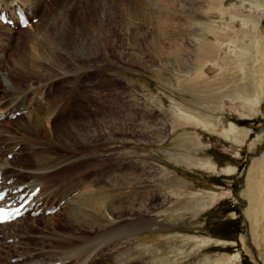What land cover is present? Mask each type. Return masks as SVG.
Returning <instances> with one entry per match:
<instances>
[{
    "label": "rangeland",
    "instance_id": "374dc122",
    "mask_svg": "<svg viewBox=\"0 0 264 264\" xmlns=\"http://www.w3.org/2000/svg\"><path fill=\"white\" fill-rule=\"evenodd\" d=\"M53 1L45 0L47 4ZM188 1L198 12L188 14V42H193V39L198 42L200 37H203L201 40L206 43L214 42L216 38L208 30L217 28L218 40L221 44H225L221 47L218 58L205 59L202 57V52L197 55L199 47L196 45L195 48L192 44L194 52L192 54L188 52L189 67H193L191 74L185 76L177 72L173 75L169 70H165L164 73L167 74L165 76L172 81L170 85L148 69L150 67L153 70L151 67L153 60L147 57H144L140 62L141 65L138 66L129 57L119 62L114 56L106 61V58L100 55L98 61L104 66L102 71L90 72L85 81H71L67 84L56 82L54 87L56 97H54L60 103L59 114L63 124L69 121L86 123L101 117V114L106 118L107 110L103 109V105L97 100H107V98L110 100L109 95H113L114 98L111 99L114 100L118 97L116 94L118 92L123 98V110L129 113L130 109L138 111V104L141 111V114L137 112L138 117L132 119L136 120L135 123L129 119V113L126 115L130 120L127 123L128 127L135 130V126L138 125L140 132L147 134L136 138L116 134L98 143L73 146H56L48 142L46 147L53 158L45 161L44 164L48 162V165L53 167V171L50 169L49 176L52 177L49 180L45 179V185L48 186L42 192L49 195L50 204H53L58 203L65 192L78 186L81 190L86 182L87 186L91 185L93 189L100 186L107 182L110 174L117 175L118 172L117 176H120L118 179L124 182L125 172L132 173L145 161L158 169L167 167L170 169V175L165 181L161 179L159 181V186H162L159 188L166 196V205L153 214L162 222L160 229L141 232L137 234V238H132L128 243L130 249L138 246L139 253L147 248L159 249L153 256L146 257L139 264H264V97L262 96L254 113L249 110L245 100V97H250L257 93L259 88L261 89L264 78L260 72L264 62L258 59L261 50H264V11L254 9L259 6L261 0H255L254 5H251L254 0H243L244 4L241 0ZM239 11L241 16L238 20H234ZM243 17L250 32L254 33L251 20L258 22L259 31L257 35L250 34L251 37L245 38L243 42L250 50V58L247 62L250 69L248 68L247 71L242 95L236 69L239 62L235 59L234 53L242 44L239 31L244 24L241 21ZM34 21L33 19V24H37ZM24 31H16V42L12 46L14 52L22 54V51L29 49L30 45L24 38ZM122 40L125 42L119 45H124L126 53L130 56L134 52V47L127 46L129 40L125 38ZM146 46L150 47V44L140 43L142 50ZM214 62L217 65H214ZM156 68L159 69L157 62ZM201 69L204 77L199 76V71H196ZM4 75L5 78L8 77V73ZM155 98L159 100V106H163V112L159 110L158 117L151 120L148 111L155 107L153 101ZM115 102L119 101L115 100ZM235 109L239 113H235ZM184 113L195 121L211 123L219 119L220 124L215 132H212L203 124L183 121L181 116L186 115ZM19 118L13 124L12 121L4 122L2 128L16 135L17 125L26 122L25 117ZM166 122L168 138L162 144L154 143L159 129ZM148 125H156L159 128L156 131L158 134L155 132L152 135L149 128L148 132H145ZM232 125L237 132L226 137L224 132L232 130ZM241 131L246 133L243 143L236 139ZM148 134L151 136L150 139L147 138ZM196 140L198 143L195 142ZM46 141L48 139H45ZM28 150L29 148L21 150V156L15 159L13 165L22 167L21 169L31 168V171L43 166L42 163L30 162L34 158L35 161L43 158L45 156L43 151L46 152V148L36 147L38 156L36 157L35 153L32 158L27 157ZM168 153H173L174 156H169ZM172 158L174 160L170 161L169 159ZM187 158L190 159L189 166L185 165ZM8 159L10 160L9 156ZM193 162L197 163V166L192 164ZM201 162L211 163L215 171L203 168ZM231 170L235 172L231 173ZM103 174L106 176L101 177ZM28 179L25 177L23 181L27 182ZM113 179L114 183L118 181L116 178ZM98 182L101 184H96ZM139 185L144 187L147 183ZM54 191L56 193H53ZM128 191L129 189H126V192ZM143 191L137 196L132 194L131 198L141 197L140 200H145L148 198L147 192ZM46 194L45 196H48ZM127 195L124 194L125 197H128ZM165 196L162 195L161 198ZM46 199L48 198H44L43 202L47 201ZM203 203L207 205L198 207ZM71 210V208L64 209L62 213L52 215L50 219L49 217L24 219L20 223L2 229L0 247L4 244L7 247L0 252V260L7 263V256L11 254L10 256H26L24 264H46L49 257L59 253L57 251L65 250L68 254L73 253L66 251L68 249L63 245L64 240L95 235L91 229L92 225L87 226L92 224V221L82 215L73 217L70 214ZM132 220V217H126L121 226L130 227L133 224ZM133 227L132 231L135 232V226ZM103 238L100 237L97 241L101 242ZM83 244L84 247L87 246V243ZM79 248L81 247H75L76 252ZM31 256L34 259L31 260ZM74 256L76 261L80 260L77 259L80 254ZM100 256V263L107 264L116 254L107 256L100 254ZM164 258L169 259L165 262ZM156 260L160 261L156 262Z\"/></svg>",
    "mask_w": 264,
    "mask_h": 264
},
{
    "label": "bare ground",
    "instance_id": "6f19581e",
    "mask_svg": "<svg viewBox=\"0 0 264 264\" xmlns=\"http://www.w3.org/2000/svg\"><path fill=\"white\" fill-rule=\"evenodd\" d=\"M241 1L244 4V1ZM255 3L254 0L251 5ZM14 4L24 8L31 21L38 19V22L25 29L26 31L22 30L25 34L24 38L30 46L24 52L20 50L22 51L21 54L12 50V46L16 42L17 30L14 31V29L3 25L0 21V115L23 110L21 116L26 119V122L17 125L16 135L2 128L4 122L10 120L0 121V170L4 172L5 181L15 179V188L25 187L23 193L28 189L41 186L40 198H43L46 194V192H42L48 186L45 185V179H51L52 176H49L50 169L53 171V167H50L48 162L44 164L45 161L53 158L46 147L48 142L56 146H73L84 143H98L102 139L113 137L116 134L135 136V138L147 134L141 133L140 128L137 127L138 125L135 126V130L128 127V121L131 120L135 123L136 120L132 119L136 118L138 111V114H141V111L138 104V111L130 109L129 113L123 110V98L118 92L116 93L118 97L116 96L117 98L114 100L111 99L114 98L113 95H109L111 96L110 100L109 98L107 100H97L103 105L102 108L107 110L106 118H103L104 114H101L100 119L98 117L86 123L78 124L76 121H69V123L63 124L59 114L60 103L56 101L54 93L56 82L61 81L67 84L71 81H85L90 72L102 71L104 66L98 61L101 55L102 58H106V61L114 56L119 62L129 57L138 66L141 65L140 62L144 60V57H147L153 60V62L151 61L153 70L150 67L148 69L167 84L172 85V81L165 76L167 75L164 73L165 70H169L173 75L177 72L185 76L191 74L193 67H189L188 52H191V54L194 52L193 45L195 48L196 45L199 47V54L197 55L202 52V57L214 60L218 58L221 47L225 45L218 40L217 35L219 32L217 28H209L208 30L210 34L215 36L216 41L214 42L206 43L201 40L203 37H200L198 42L194 41L195 39H193L194 43L188 42V14L198 13L195 8L190 6L188 0H54L51 4H47L45 0H0V11H12ZM254 9L264 11V1L261 0L259 6L254 7ZM240 16L241 12L239 11L234 20H238ZM241 21L244 23L239 31L242 44L239 50L234 53V57L239 62L236 69L240 78L241 94L243 95L246 75H248L247 71L250 69L248 67L249 63H247L250 58V50L243 42L250 34L257 35L259 24L255 20L250 21L253 25V33V31L248 30L244 17ZM122 38L129 40V44H127L129 48L134 47V52L130 56L126 53L124 45H119L125 42ZM141 42H147L150 47L146 46L142 50L140 47ZM260 54L258 59L264 62V50H261ZM156 62L159 69L156 68ZM215 64L217 65L216 62H214ZM202 70H196L199 71V73L197 72L199 76H203L204 72ZM260 72L264 76V67H260ZM5 73H8L7 78H5ZM239 86L238 88H240ZM262 96L264 97V78L261 89L259 88L254 95L245 97L252 113L257 111L256 108L260 104ZM115 100L119 102H115ZM153 101L156 105L148 111L151 120H155L156 116L158 117L159 110L163 112V106L158 104L159 100L155 98ZM234 112L239 113L236 109ZM128 113L130 114V120L126 118ZM187 114L181 116L183 121L189 120L194 121L196 124H203L212 132H215L220 124L219 119L211 123L208 121H195ZM19 119L18 117L11 120V124L16 123ZM113 123L118 125L114 126ZM148 128L152 135L159 129L156 125H148L145 132ZM167 130L166 122L159 129V134L156 132L158 137L154 143L162 144L168 138ZM160 131H162L161 134ZM235 132H237L236 128L232 125V130L225 131L224 135L230 137ZM147 138H151L150 134ZM245 138L246 133L244 131H241L238 137L236 136L240 143H243ZM45 139H48V141L45 142ZM195 142L198 143V140ZM36 147H45L47 151H43L45 155L43 158L37 161L34 158L30 163H42L43 166H38L31 171V168L25 169L23 167L21 169L22 167L13 165L15 159L21 156V150L24 148H29L27 157L32 158L35 153L37 157ZM43 150L45 149L43 148ZM10 154L13 155L12 161L8 159ZM168 155L174 156L173 153H168ZM169 160L173 161L174 158ZM188 160L190 159H186V166L191 165V163L188 165ZM200 164L207 170L215 171L214 166L209 162H201ZM119 172L121 173V170ZM233 172L235 170H231V173ZM125 173V176L122 175L125 178L121 177L124 178V182L121 181L122 179H118L120 176H117L119 175L117 172V175L110 174L107 179L108 183H96L101 185L94 189L91 185V187L87 186L88 183L86 182L81 190L79 186L72 187V190L64 193L58 203L67 196L71 198L54 215L62 213L64 209L71 208L70 214L73 217L77 218L78 215H82L92 221V224L86 225H92L91 229L95 236L64 240L63 245L68 249L66 251L73 253L68 254L65 250L57 251L59 253L49 257L46 264H103L104 262L100 263V254L107 256L114 253L116 256H112V260L107 264H139L146 257L153 256L159 251L158 248H147L139 253L138 246L130 249L128 243L132 241V238H137V234L141 232L160 229V223L162 222L158 221L157 216L153 214L166 205V196L163 190L159 188L162 187L159 186V181L160 179L165 181L168 178L170 169L167 167L158 169L145 161V163L139 164V167L132 173ZM105 176L106 174H103L101 177ZM25 177L29 178L27 182L23 181ZM113 178L118 179V181L116 183L112 182ZM109 182H111L110 185ZM141 183H147V186L143 185L144 187H141L139 185ZM91 184H94V182ZM126 189H129V191L126 192ZM143 190L147 192L148 198H145V200H140L141 197L131 198L132 194L137 196L138 193L142 194ZM55 191L53 193H56ZM125 193L128 194L129 198L124 196ZM162 195L165 197L161 198ZM46 197L49 198V195ZM58 203L51 205H57ZM206 205V203H203L198 207L202 208ZM48 217L50 219L53 216ZM126 217L133 218V222H131L133 224L130 227L135 226V232L132 231L134 227L128 229L130 227L126 228L127 225L121 226ZM83 218L85 219V217ZM23 220L20 219L14 223L1 226L0 235L3 234L1 229L13 226ZM114 230L116 232H113ZM100 237H104L103 241L98 242L97 240ZM84 242L87 243L88 247L83 246ZM77 246L81 247L79 248L81 250L78 249L76 252L75 247ZM6 247V244L0 247V252L6 250ZM91 247L94 249L92 250ZM78 254L81 256H78L77 259L82 261L75 260L74 255L77 256ZM10 255L7 256L8 259L6 258L9 262L4 263L0 260V264H10L11 259L23 257ZM168 259L164 258L163 261L166 262ZM159 261L156 260V262ZM24 262L25 259L17 264H24Z\"/></svg>",
    "mask_w": 264,
    "mask_h": 264
}]
</instances>
